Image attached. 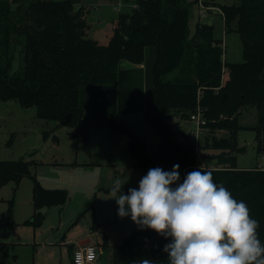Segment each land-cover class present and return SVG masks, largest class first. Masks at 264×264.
I'll return each mask as SVG.
<instances>
[{
	"label": "trees",
	"instance_id": "trees-1",
	"mask_svg": "<svg viewBox=\"0 0 264 264\" xmlns=\"http://www.w3.org/2000/svg\"><path fill=\"white\" fill-rule=\"evenodd\" d=\"M194 1L135 0L130 11L118 13L107 43L101 44L84 32L88 23L83 8L75 7L80 0H0V101L35 106L37 118L72 128L76 143L88 139L91 127L123 131L135 165L146 174L156 167L170 172L179 165L180 179L173 187L191 171H210L214 183L247 204L264 244V167L240 168L236 159V153L245 150L238 145V131L244 128L254 131L256 154L264 156V0L219 5L224 31L239 35L240 62L223 60L213 24L198 21L190 32ZM147 46L155 49V58L152 87L143 96V117L160 135L153 153L125 122L108 112L87 115L79 103L81 86L115 84L120 61L142 63ZM16 52L23 66L10 72ZM248 106L257 111L251 126L239 120ZM197 107L205 120L202 144L191 134L179 138L170 123L175 114L188 119ZM222 130L226 135L217 137L215 132ZM202 150L218 152L203 154L205 164L198 167ZM34 164L22 157L0 160V186L13 182L15 192L23 177L31 179L33 212L25 222L39 226L42 209L62 206L68 192L41 185L31 172ZM12 206L10 198V224ZM171 242V237L147 228L132 230L120 244L110 245L104 238L102 247L109 249L105 264H169L164 247ZM1 247L8 255L9 244Z\"/></svg>",
	"mask_w": 264,
	"mask_h": 264
},
{
	"label": "rangeland",
	"instance_id": "rangeland-1",
	"mask_svg": "<svg viewBox=\"0 0 264 264\" xmlns=\"http://www.w3.org/2000/svg\"><path fill=\"white\" fill-rule=\"evenodd\" d=\"M134 2L135 0H80L75 7L83 5L84 18L88 26H92L84 31L86 36L106 44L118 13L130 11L135 6ZM238 2L239 0H195L191 8L190 32H193L198 21L213 24L214 36L220 40L223 48L222 58L228 62L242 61V46L236 32L224 31L219 5ZM11 6L14 7V4ZM201 12L205 13L204 16ZM22 66L23 61L16 52L10 72L17 71ZM13 103L21 109L7 112L1 107L4 105H1L3 103L0 101V113L5 116L0 118V160H17L21 157L27 160L33 159L35 164L31 167V172L41 185L46 188L65 189L68 192V199L60 207L42 209L44 215L42 223L33 226L25 222L30 216H25L26 203L22 202L25 197L27 199L29 197L32 188L31 179L23 177L15 192L13 182L0 186V221H4L0 224L1 263L72 264L70 244H76L78 239L88 237L95 244L102 246L106 238L110 245L120 244L132 230L140 228L130 216L121 218L118 215V204L115 199H110L109 191L116 180L123 185L122 192L139 186V181L146 173L135 165L133 157L132 166L135 168L129 161L121 162L125 167L116 173L97 171L99 168L89 171L84 169L85 165L81 160L90 149L98 150L99 147H103L95 138L115 139L116 141L104 147L111 150L117 148L119 152L122 139L123 143L129 140L125 132L112 131L107 127H91L90 141L85 143L87 139L85 142L76 143L71 136L72 128L65 125L56 126L55 121L37 118L35 106L21 107L17 102L13 101ZM128 115H135L132 120L131 117L124 119L131 123L130 127L153 153L160 138L159 133L142 117H138L136 112ZM256 116V109L248 106L242 111L239 120L241 124L251 126L255 124ZM170 123L179 138L193 135L194 131L198 132L197 137L193 136V139L198 144H202L206 129H196L190 116L184 119L179 114H175ZM215 134L221 137L225 136L226 132L216 131ZM238 145L245 147V150L236 153L238 167L250 168L255 165L264 167V156L257 155L255 151L256 140L252 129L244 128L238 131ZM123 148V153L130 156L126 144H123ZM216 152L218 151H200L199 161L202 166L203 163L205 164L202 155ZM75 161L79 165H75ZM96 165L102 166V164ZM106 168L104 166L103 170ZM10 198H13L12 215L14 216L15 210L16 219L12 224L6 223V209ZM93 224L95 229H92ZM4 243L9 244L8 255L2 253L1 245ZM102 249L103 261H108L109 249L103 247Z\"/></svg>",
	"mask_w": 264,
	"mask_h": 264
},
{
	"label": "clouds",
	"instance_id": "clouds-1",
	"mask_svg": "<svg viewBox=\"0 0 264 264\" xmlns=\"http://www.w3.org/2000/svg\"><path fill=\"white\" fill-rule=\"evenodd\" d=\"M179 179L178 164L170 172L152 168L127 195L116 180L110 199L116 200L121 218L130 216L138 227L172 238L164 247L169 264H264L259 222L247 204L214 183L202 167L173 187Z\"/></svg>",
	"mask_w": 264,
	"mask_h": 264
},
{
	"label": "crops",
	"instance_id": "crops-1",
	"mask_svg": "<svg viewBox=\"0 0 264 264\" xmlns=\"http://www.w3.org/2000/svg\"><path fill=\"white\" fill-rule=\"evenodd\" d=\"M80 6H82L83 8L82 4ZM91 27L92 26L90 25L87 27V29H90ZM154 58L155 49L151 46H147L144 50V61L142 63L134 64L130 62H125L126 60L120 61L118 66V79L115 84L81 86L79 89V103L83 107L85 114L89 115L98 111L108 112L115 118H119L121 119V121L123 120V122H125L129 126L131 125V123L128 122L126 119L131 117L130 119L132 120L133 116L135 115L129 116L128 114H134L136 112V115H138V117L140 116L144 119L143 96L146 91L152 87V66ZM1 103H3L1 105H4L1 107L7 110V112H10L11 110L21 109L16 104H14L13 101H1ZM4 117V114L0 113V118ZM124 117L126 119H124ZM92 128H90L89 130L88 140L85 143H88V141H90L89 139ZM144 128L146 129V127ZM96 139L101 142L100 144H102L103 147H99L98 150L90 149L87 152V154L81 159L83 160L82 164L85 165L84 169L91 171L99 168L97 171L116 173L117 171L123 170V167H125L124 164H122L121 162L129 161L130 165H133L132 155L129 154L130 156H128L127 154L125 155L123 153V144H126L128 148V141H125L123 143L122 139V147L118 152L117 148L111 150L110 148L104 147L116 141L115 139L95 138V140ZM159 140L160 138H158V142ZM74 164L79 165L77 161H75ZM95 164H102V166H95ZM103 165L107 167L106 170H103ZM132 167L135 168L134 166ZM127 170L130 171L129 168ZM22 202L26 203V207L24 210L25 216H31L33 212L31 190L28 199L25 197ZM13 219L15 222V210ZM3 222L4 221L1 220L0 224ZM85 238L78 239L76 241V244L74 245L70 244V261L71 250L73 249L72 247L77 245L79 241ZM2 263L4 264V262Z\"/></svg>",
	"mask_w": 264,
	"mask_h": 264
},
{
	"label": "built area",
	"instance_id": "built-area-1",
	"mask_svg": "<svg viewBox=\"0 0 264 264\" xmlns=\"http://www.w3.org/2000/svg\"><path fill=\"white\" fill-rule=\"evenodd\" d=\"M204 16V12H201ZM203 19V18H201ZM190 118L196 125V129L203 128L205 120L202 116L201 109H197L190 114ZM198 132H193L192 138L197 137ZM194 140V139H193ZM195 141V140H194ZM196 142V141H195ZM104 251L101 245H97L90 240L89 243L82 245H75L71 250V263L72 264H105L103 261Z\"/></svg>",
	"mask_w": 264,
	"mask_h": 264
},
{
	"label": "water",
	"instance_id": "water-1",
	"mask_svg": "<svg viewBox=\"0 0 264 264\" xmlns=\"http://www.w3.org/2000/svg\"><path fill=\"white\" fill-rule=\"evenodd\" d=\"M197 166L198 167H201L202 166V163L199 160L197 162ZM89 242H90V238H85V239L79 241L77 244L78 245H82V244H86V243H89Z\"/></svg>",
	"mask_w": 264,
	"mask_h": 264
}]
</instances>
